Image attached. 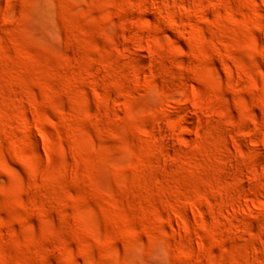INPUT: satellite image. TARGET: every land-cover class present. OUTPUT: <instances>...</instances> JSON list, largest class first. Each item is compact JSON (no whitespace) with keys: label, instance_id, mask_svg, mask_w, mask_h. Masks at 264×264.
<instances>
[{"label":"rangeland","instance_id":"obj_1","mask_svg":"<svg viewBox=\"0 0 264 264\" xmlns=\"http://www.w3.org/2000/svg\"><path fill=\"white\" fill-rule=\"evenodd\" d=\"M0 264H264V0H0Z\"/></svg>","mask_w":264,"mask_h":264}]
</instances>
